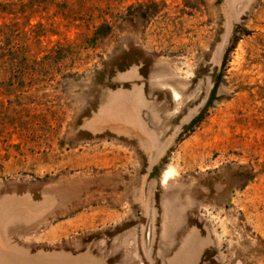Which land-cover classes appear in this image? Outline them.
I'll list each match as a JSON object with an SVG mask.
<instances>
[{"label":"rangeland","instance_id":"374dc122","mask_svg":"<svg viewBox=\"0 0 264 264\" xmlns=\"http://www.w3.org/2000/svg\"><path fill=\"white\" fill-rule=\"evenodd\" d=\"M0 264H264V0H0Z\"/></svg>","mask_w":264,"mask_h":264},{"label":"bare ground","instance_id":"6f19581e","mask_svg":"<svg viewBox=\"0 0 264 264\" xmlns=\"http://www.w3.org/2000/svg\"><path fill=\"white\" fill-rule=\"evenodd\" d=\"M169 174H171L170 172H168ZM169 176V175H168ZM167 175H166V178L168 177ZM166 178H165V180H166ZM169 178V177H168Z\"/></svg>","mask_w":264,"mask_h":264}]
</instances>
